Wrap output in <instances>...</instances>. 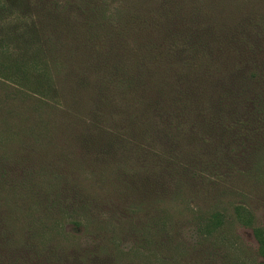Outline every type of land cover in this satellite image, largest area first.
<instances>
[{
	"label": "rangeland",
	"instance_id": "374dc122",
	"mask_svg": "<svg viewBox=\"0 0 264 264\" xmlns=\"http://www.w3.org/2000/svg\"><path fill=\"white\" fill-rule=\"evenodd\" d=\"M142 1L44 0L75 5L74 32L41 55L0 40V264H264V0ZM36 2L0 27L38 22ZM213 87L237 110L210 122ZM142 173L150 230L130 215Z\"/></svg>",
	"mask_w": 264,
	"mask_h": 264
},
{
	"label": "trees",
	"instance_id": "16d2710c",
	"mask_svg": "<svg viewBox=\"0 0 264 264\" xmlns=\"http://www.w3.org/2000/svg\"><path fill=\"white\" fill-rule=\"evenodd\" d=\"M32 0H4V2H0V14L5 11L6 8H10V7H15V9H19V8H23V12L22 14L26 15V9L28 10L30 7V2ZM144 3V0L140 3V6L142 7V4ZM21 6V7H18ZM23 6V7H22ZM37 6V16H38V22H36L35 20H32L31 22H27L23 27H18V26H9L7 29H3L0 27V30L2 31V35H3V39H0L1 41H6V40H11V42H17V46H21L24 50L25 53H29L34 46H37V49L32 52L34 54H38L40 53V55L43 52V49L41 48V40H43L45 43L49 44L50 42L52 43V46L50 47L52 50L53 47V41L52 39L54 38V35L57 33H60L62 35V33L64 32V30H66L67 28L70 29L69 31H73L76 28L75 24L77 23L76 21L80 22L79 18H81V14H79V10L75 7V5H73L72 3H67V5H65L62 9H59L58 7H53L51 5H47L44 3V0H37L36 5ZM44 6V7H43ZM13 9V10H15ZM78 10V13H76L75 11ZM72 17L75 18V20L72 19ZM21 43L24 44V46L21 45ZM3 44L0 43V46H2ZM64 47V46H63ZM114 52L113 49H111L109 51L110 52ZM111 53V55L113 54ZM118 55L117 53H115L114 58H117ZM14 67H15V71L13 73H18V72H25L28 71V68H22L24 66L23 62H20L19 60L14 62ZM36 63V62H33ZM32 65V63H30ZM26 67H28V64H26ZM30 67V66H29ZM255 72H253L252 77L254 79H256L259 82V85H264V78L262 77H258V76H263L261 74H257V71L255 69H253ZM143 75H141L140 81L142 83L143 88L146 89L147 86V81L150 80V75H148L147 73H142ZM241 75V72L236 73V72H232L228 75V83L231 84H240V83H249V81L252 79V77L250 78L249 81L244 82L243 81H239L238 79V75ZM255 76V77H254ZM224 78V77H223ZM43 79V75L41 73L39 74H35L34 72L31 73L30 75V80H36V82H39L40 80ZM223 81V79L221 80V82ZM250 83H252V80L250 81ZM230 87V86H229ZM215 87H213L210 90L207 91H203V92H198V95L202 93V97L208 101V106H212V99H213V105L216 101H218L219 103H217V107H220L218 109L219 112H213L212 113V109L208 108L207 111V115L209 116L210 113V122H212L213 120L216 119V116L219 115H228V114H232L234 113L237 108L236 107H230L225 114L220 113L224 111V106L225 104H229V102L233 101L232 98H230V96L228 94L226 95H222L218 98L213 97L211 98V93L210 91L213 90ZM229 91H231V89L229 88ZM192 93V92H191ZM213 93V92H212ZM263 92H261L262 94ZM187 95V94H186ZM188 96V95H187ZM190 97V96H189ZM242 102L245 103V100L242 101V99H240V103L242 104ZM263 102H258V105L256 107V112L253 113V117H258V119L262 122H264V106H263ZM245 105L247 106V104L245 103ZM246 106H243L244 108ZM235 109V111H234ZM175 110H177V108L175 107ZM231 111V112H229ZM158 112V111H156ZM198 116H201L202 114L200 113H196ZM250 116V115H249ZM252 117V116H250ZM203 118H208L205 117L203 115ZM161 125V128L159 127V130H161L162 133H164L165 135L168 136V131L170 130V127H168L166 124H164L163 122H161L158 126ZM157 126V127H158ZM178 130L179 127H176ZM218 131V130H217ZM104 133H108L107 131H104ZM101 134H103V132L101 131ZM219 139L222 144H224L226 146L227 149L229 150H234L233 145L237 142L236 138L234 139H230V138H224L222 133L219 135ZM103 140L106 142L107 138L108 140H113V135L112 134H107L105 137H102ZM247 138H249L247 136ZM107 142L108 143L106 146L108 147V145L112 148V147H117V143L114 142V144L112 142ZM251 144H249L250 146ZM154 180H156V177H153L152 175H147V174H141L139 175V204L143 203L144 200H147V198H151L150 196L156 191ZM156 182V181H155ZM160 184V182L158 183ZM154 186V187H153ZM143 207L145 209H135V211H132L130 215H133L136 213V215L139 214V223L143 224L144 227L146 229H152V225L148 224L149 222L147 221V219H151L153 218L151 215V211L149 208H147V206H145L144 204H142ZM148 238H143L141 239V241H148ZM27 248V247H24ZM102 250H107V248H102L100 251ZM24 251L26 252V254L28 255L29 258H31L30 252L31 249L28 248V251H26L24 249ZM89 255V256H88ZM85 258V257H84ZM96 258V257H95ZM94 256L91 253H87L86 254V260H93V262H96V264H100L102 262L97 261V259H95ZM18 257L14 258L13 263L14 264H20V262L17 261ZM89 264V263H88Z\"/></svg>",
	"mask_w": 264,
	"mask_h": 264
}]
</instances>
